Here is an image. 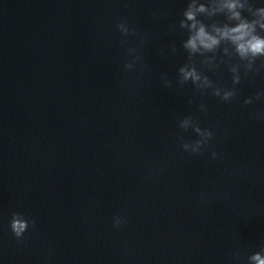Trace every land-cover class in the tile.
Wrapping results in <instances>:
<instances>
[{"label": "water", "instance_id": "1", "mask_svg": "<svg viewBox=\"0 0 264 264\" xmlns=\"http://www.w3.org/2000/svg\"><path fill=\"white\" fill-rule=\"evenodd\" d=\"M187 3L0 0V264H248L264 248V98L244 104L264 67L231 103L177 85L187 33L169 26ZM128 47L146 70H124ZM229 63L206 74L230 88ZM189 115L214 133L199 155L181 147L199 138ZM13 212L36 221L23 243Z\"/></svg>", "mask_w": 264, "mask_h": 264}, {"label": "clouds", "instance_id": "2", "mask_svg": "<svg viewBox=\"0 0 264 264\" xmlns=\"http://www.w3.org/2000/svg\"><path fill=\"white\" fill-rule=\"evenodd\" d=\"M220 16L224 17L223 21L216 19ZM177 27L187 33V38L181 43L187 53V61L178 68L176 77V84L181 87L190 82L199 95L210 94L225 103H231L237 96V85L241 83L242 76L258 71L257 61L264 67V6H254L252 0H188L178 25L169 26L171 31H176ZM116 29L125 37H137L141 45L147 40V34L138 33L126 20L118 21ZM128 43L127 40L121 41L122 45ZM170 50L176 54V45L172 44ZM139 52L138 47L127 48L132 58L124 62L126 72L135 71L138 65L142 71L147 69ZM229 61L230 88L216 83L205 71L214 72ZM161 79L165 87L173 86V81L166 76ZM261 98H264V91L246 98L244 104H253ZM189 103L194 101L190 100ZM199 107L201 111H206L204 104ZM178 127L185 132L191 129L199 137L181 145L184 151L192 155L202 154L214 138L212 129L202 128L193 115L178 118ZM180 139L183 140V137ZM211 155L213 159L217 158L215 151ZM123 223V218L113 217L115 228ZM35 226L36 221L27 218L24 213L11 214L9 227L18 243H23L24 234ZM248 264H264V248L250 254Z\"/></svg>", "mask_w": 264, "mask_h": 264}]
</instances>
